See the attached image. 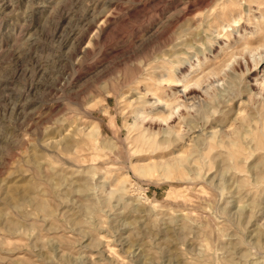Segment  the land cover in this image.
I'll list each match as a JSON object with an SVG mask.
<instances>
[{
    "label": "rangeland",
    "instance_id": "obj_1",
    "mask_svg": "<svg viewBox=\"0 0 264 264\" xmlns=\"http://www.w3.org/2000/svg\"><path fill=\"white\" fill-rule=\"evenodd\" d=\"M0 264H264V0H0Z\"/></svg>",
    "mask_w": 264,
    "mask_h": 264
},
{
    "label": "bare ground",
    "instance_id": "obj_2",
    "mask_svg": "<svg viewBox=\"0 0 264 264\" xmlns=\"http://www.w3.org/2000/svg\"><path fill=\"white\" fill-rule=\"evenodd\" d=\"M169 107H170V106H169ZM172 110H174V108H173ZM172 115H173V112L171 111V112L168 114V116L162 117V119H161L162 122L167 123ZM141 117H142L143 119L146 118V116H145L143 113H142Z\"/></svg>",
    "mask_w": 264,
    "mask_h": 264
}]
</instances>
